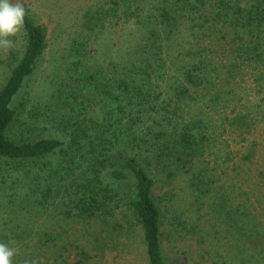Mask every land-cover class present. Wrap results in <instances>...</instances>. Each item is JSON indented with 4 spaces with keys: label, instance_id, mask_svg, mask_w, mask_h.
<instances>
[{
    "label": "trees",
    "instance_id": "1",
    "mask_svg": "<svg viewBox=\"0 0 264 264\" xmlns=\"http://www.w3.org/2000/svg\"><path fill=\"white\" fill-rule=\"evenodd\" d=\"M138 3L103 0L92 11H84L81 30L70 39L66 52L63 87L54 89L53 107L47 114L66 139L8 133L13 123L21 130L34 129L18 117L14 99L46 45L44 25L22 3L26 10L20 32L22 52L0 86V159L17 166L36 161L43 178L61 182L60 213L64 217L97 218L107 225L119 201L126 204L141 229L147 264H166L159 240L163 221L152 195L153 180L138 157L145 152L150 159L147 164L168 176L190 168L198 147L208 139L206 114L195 105L204 103L209 90L214 93L208 99L216 102L221 96L211 77L223 70L228 80L235 68L264 58V0H159L141 18L140 8L133 12ZM118 20L133 27L144 24L131 56L119 66L89 67L86 57L92 34L107 21ZM180 33L188 39L176 43L174 81L164 89L159 73L168 65L162 46ZM207 44L217 46L222 55L219 62L212 59L217 54ZM27 114L31 119L40 115L35 109ZM242 118L234 117L237 122ZM53 153L59 159L55 164L42 160ZM261 176L264 183V171ZM194 179L202 182L197 175ZM191 184L198 188L192 179ZM121 185L130 188L129 195H119ZM49 191L50 186L41 192L46 196ZM232 212L231 208L224 210L229 215ZM171 220L188 230L183 219ZM59 264L84 262L80 257Z\"/></svg>",
    "mask_w": 264,
    "mask_h": 264
},
{
    "label": "rangeland",
    "instance_id": "2",
    "mask_svg": "<svg viewBox=\"0 0 264 264\" xmlns=\"http://www.w3.org/2000/svg\"><path fill=\"white\" fill-rule=\"evenodd\" d=\"M101 1L12 0L26 4L30 16L44 25L46 45L14 99L18 117L34 129L21 130L13 123L9 134L66 139L47 114L53 107L54 89L63 87L62 70L70 39L81 30L84 11H92ZM157 1L139 0L133 12L140 8L139 17L147 16ZM143 27L140 23L133 27L121 20L107 21L92 34L86 57L89 67L123 64L139 43ZM11 39L14 48L0 49V86L24 44L20 32ZM185 39L188 37L183 33L176 34L162 46L168 65L159 73L164 89L174 81L176 43ZM207 47L213 48L212 54L217 55L212 59L219 62L222 55L217 46ZM206 54L210 55L207 50ZM234 71L228 80L223 70L211 77L221 90L216 102L208 99L214 93L209 90L204 103L195 105L206 114L204 132L208 139L198 147L187 171L168 176L147 164L150 159L145 152L138 157L153 180L152 195L163 221L159 240L166 264H264V58ZM30 109L40 115L31 119L27 114ZM235 116L243 117L242 122ZM42 158L49 165L59 160L56 153ZM15 164L0 159V242L11 241L18 249L14 264H31L33 259L38 264H59L80 257L84 264H147L141 229L126 204L119 201L107 225L97 218L64 217L60 213L64 196L61 182L43 178L36 161ZM195 175L202 182H197ZM48 186L50 191L44 196L41 191ZM118 191L121 197L131 192L125 185ZM226 208L233 210L232 219L224 213ZM171 217L183 219L188 230L170 223L174 222Z\"/></svg>",
    "mask_w": 264,
    "mask_h": 264
},
{
    "label": "clouds",
    "instance_id": "3",
    "mask_svg": "<svg viewBox=\"0 0 264 264\" xmlns=\"http://www.w3.org/2000/svg\"><path fill=\"white\" fill-rule=\"evenodd\" d=\"M25 16L26 10L21 3L0 0V49L11 50L15 47L11 38L23 30ZM18 254L13 242H0V264H14ZM24 264L29 262L25 261ZM31 264H38V261L33 259Z\"/></svg>",
    "mask_w": 264,
    "mask_h": 264
}]
</instances>
